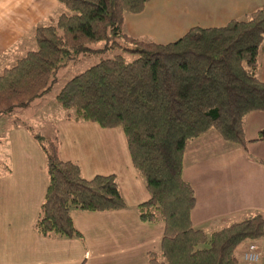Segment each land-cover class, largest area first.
I'll use <instances>...</instances> for the list:
<instances>
[{
  "label": "trees",
  "instance_id": "1",
  "mask_svg": "<svg viewBox=\"0 0 264 264\" xmlns=\"http://www.w3.org/2000/svg\"><path fill=\"white\" fill-rule=\"evenodd\" d=\"M57 1L65 11L54 23L35 27V48L0 72V116L46 94L58 70L82 55L118 50L69 78L55 101L68 120L122 128L150 195L137 205L139 218L164 223L160 248L148 253V264H253L238 248L264 234L263 214L209 231L194 227L196 198L183 177V156L188 140L209 129L236 145L248 142L245 116L264 111L258 76L264 6L223 26L192 27L158 43L122 28L124 13L142 11L149 0ZM28 130L46 158L48 184L34 224L40 235L81 237L71 210L126 207L114 174L84 178L77 163L60 158L57 137Z\"/></svg>",
  "mask_w": 264,
  "mask_h": 264
},
{
  "label": "crops",
  "instance_id": "2",
  "mask_svg": "<svg viewBox=\"0 0 264 264\" xmlns=\"http://www.w3.org/2000/svg\"><path fill=\"white\" fill-rule=\"evenodd\" d=\"M262 6L264 0H149L142 11L124 13L122 28L131 37L168 43L192 27L223 26ZM64 11L57 0H0V72L34 48L35 27L54 23ZM259 63L264 82V45ZM22 124L0 132V264H148V253L160 248L164 223L139 218L137 205L150 195L122 128L68 120L65 114L55 136L60 158L77 163L87 179L114 174L126 207L73 209L81 237H45L34 224L48 184L46 158L30 126ZM244 132L245 146L221 139L214 129L188 140L183 177L195 192L194 227L209 231L264 216V111L245 116ZM250 242L264 249V237Z\"/></svg>",
  "mask_w": 264,
  "mask_h": 264
},
{
  "label": "rangeland",
  "instance_id": "3",
  "mask_svg": "<svg viewBox=\"0 0 264 264\" xmlns=\"http://www.w3.org/2000/svg\"><path fill=\"white\" fill-rule=\"evenodd\" d=\"M100 45V43L95 46ZM35 48V42L33 44ZM33 48V49H34ZM118 50L108 51L104 54H86L79 60L72 61L68 65L60 68L56 73V82L50 91L35 98L27 107L17 108L8 114H2L0 118V132L11 129L18 124L24 123L30 126L33 131L45 137L57 136L60 123L64 120L66 111L55 101V95L62 85L73 75L85 70L95 64L101 57L112 56ZM24 124H22L24 126ZM24 126V127H25Z\"/></svg>",
  "mask_w": 264,
  "mask_h": 264
},
{
  "label": "built area",
  "instance_id": "4",
  "mask_svg": "<svg viewBox=\"0 0 264 264\" xmlns=\"http://www.w3.org/2000/svg\"><path fill=\"white\" fill-rule=\"evenodd\" d=\"M264 237V234L262 235ZM244 261L253 264H264V249L255 242H250L242 251Z\"/></svg>",
  "mask_w": 264,
  "mask_h": 264
}]
</instances>
